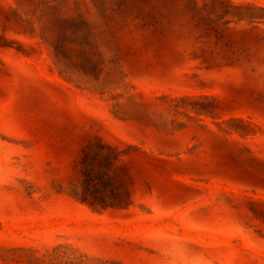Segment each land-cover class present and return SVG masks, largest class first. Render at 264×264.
Listing matches in <instances>:
<instances>
[{
	"label": "rangeland",
	"instance_id": "1",
	"mask_svg": "<svg viewBox=\"0 0 264 264\" xmlns=\"http://www.w3.org/2000/svg\"><path fill=\"white\" fill-rule=\"evenodd\" d=\"M0 264H264V0H0Z\"/></svg>",
	"mask_w": 264,
	"mask_h": 264
}]
</instances>
